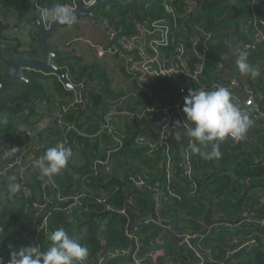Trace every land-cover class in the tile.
<instances>
[{
	"label": "trees",
	"instance_id": "1",
	"mask_svg": "<svg viewBox=\"0 0 264 264\" xmlns=\"http://www.w3.org/2000/svg\"><path fill=\"white\" fill-rule=\"evenodd\" d=\"M72 1L74 2V0H36V6L46 13L47 9L53 8L58 3L68 5ZM1 3L7 9L4 20H7L9 12H14L20 22L30 23L27 18L29 12L27 0H0ZM163 4L162 0H154L143 5L136 3L123 5L118 1H111L107 7L98 10L100 20L110 29L117 31V38L132 37L139 32L140 26L163 22L172 32V38L171 36L170 38L173 47L182 46L185 50L187 66L182 69L179 84L177 85L166 75L146 79L144 90L138 94L134 106L127 108L128 111L136 114L150 107L169 106L182 98L181 91L188 95L190 90L197 91L203 85L213 87L219 82L226 85L231 79L238 78L242 84H249L254 89L256 95L260 97L258 108L264 112V78L259 86L256 81L257 75L253 78L250 73H241L237 62H233L231 67H221L230 52L226 40L233 38L236 26L238 27L236 39L239 46L251 43L240 36V33L245 30L238 13L233 10L229 0H170L169 9L172 13H169L168 8ZM45 13L43 22L48 26L53 20L48 19ZM171 15L177 22L174 28L168 20ZM2 24L3 22L0 21V26ZM196 25H199L197 34ZM33 28L35 32L31 35L30 51L26 54L28 59H36L39 52L37 29L34 24ZM1 30L2 28H0V83H5L10 79L11 66L2 50L3 45H9L4 40L6 37L3 36ZM179 39L182 40L180 44ZM195 41H197L196 44H194ZM11 51L16 57L22 56L17 47L11 46ZM200 55L203 59H200ZM253 56L254 60L264 58V44L258 45ZM248 63L250 64L249 59ZM57 64L60 68L67 70L68 78L74 86L82 88L80 94L86 99L85 109L80 105H72L76 97L75 92L65 89L55 76H45L29 71L24 74L26 82L21 83L15 93L0 98V147L4 145V139L12 140L9 133L14 129L13 120L20 115L23 119L26 117L24 122L34 119L31 124L32 136L26 138L32 141L38 139L43 145L45 144L43 150L46 151L49 148L47 145L55 147L57 143L64 142L66 138L62 129L53 130L50 127L45 132H39L36 126L42 116L34 117L36 110H39L38 102L45 104L46 114L44 116H48L54 123H56L55 115L58 107H64L65 110L60 111L58 119L64 124H71L76 129L75 132L67 135L68 144L64 146L70 148L73 155L67 167L60 174L52 176L54 188L48 189L47 193L51 200L54 193H59L63 197L80 195L81 204L74 213L68 216L59 208H54L52 201H48V207L45 208V213L50 214L48 234L43 237L36 234L34 222L36 220L39 222L40 215L32 209V206L45 205L43 198L46 197L47 177L40 179L39 170L29 169L25 185L29 192L26 193L23 186L21 191L12 197L9 196L8 191L10 181L0 180V218L4 227L3 234H0V264H8L11 252L18 251L21 247L39 245L41 250H47L51 244L49 236L58 228H63L70 236L79 238L82 246L87 248L88 256L85 263H92L104 246L110 251L120 247L128 248L129 242L117 232L122 221L113 213H107L102 204L95 203L96 193L100 196L108 194L103 200L117 209L124 206L126 193L123 189H132L128 179L130 174L140 175L148 187H154L158 182L162 183V153H155L152 158H149L144 155L145 149H137L134 146L129 148L122 157L115 159L118 166L115 176L107 181H103L99 178L100 176L96 179L91 176V164L101 159L103 150L105 151L110 142L106 134H99L105 101L119 97L116 98L107 74L99 67L83 65L80 59L73 56L61 57ZM197 67L201 68L199 72ZM230 70L232 75L229 76L230 80L227 82L224 76ZM246 75L248 79L245 82ZM139 77L142 78V75L139 74ZM51 78L57 96L61 98L56 97L55 99L47 93L44 81ZM239 94L243 99L246 98L243 92L240 91ZM62 101L65 102L64 106L59 104ZM183 106L184 104L182 108ZM7 117L10 120L5 123L4 118ZM113 117L118 119L119 115H113ZM141 126L136 120L128 121L126 136L141 132ZM24 134L22 130L17 136ZM90 136H95V138H88ZM174 138V164L179 169L182 163L181 149L185 145L183 133L175 134L173 142ZM263 139L264 136L256 134L248 141L245 139L234 141L231 138H226L222 142L216 141L222 154L220 158L204 159L199 154H191L189 165L198 188H194L196 192L192 197H185L183 203L173 206V212L177 218L173 220L175 233L200 232L206 227V221L241 219L246 206H249L252 211L259 209V215L264 214V192L262 191V194L253 193V186L249 184L251 182L257 184V178L264 177V165H256L252 159L244 156L246 146H252L253 152L262 155L264 152ZM77 144L85 147L89 152L77 150ZM209 148L206 151H211ZM80 157L84 160V165L78 164ZM240 181H246L249 185ZM16 182L21 184L17 179ZM175 183L180 187L184 196L192 190L184 185V180L180 175L176 176ZM116 188H120L121 191H116ZM261 188L264 190L262 186ZM137 193L140 196L137 198V206L133 208V211L135 214L142 213L145 218H148L152 213L153 196L148 190L139 189ZM165 215L168 216L167 213ZM165 215L162 211L163 221L166 220ZM180 217H185V219L178 220ZM256 226L252 224L251 228L264 235V228ZM224 231L216 230L215 238L219 241L209 243L212 246L210 248L218 256L223 254V248L219 242L226 240ZM249 234L250 229L242 228L237 236L240 240H244ZM162 235H164V229L160 224L147 225L141 229L140 240L144 248L155 251L156 239ZM174 243L173 238H166L164 246L166 256L158 260H153L151 256H148L146 264H167L170 260H173L174 264H194L191 252L179 250ZM10 245L12 247H9ZM240 245L234 247L237 248ZM144 253L142 251V254ZM244 258L240 264H264V246H254L244 255ZM110 264L130 263L128 260H119Z\"/></svg>",
	"mask_w": 264,
	"mask_h": 264
},
{
	"label": "built area",
	"instance_id": "2",
	"mask_svg": "<svg viewBox=\"0 0 264 264\" xmlns=\"http://www.w3.org/2000/svg\"><path fill=\"white\" fill-rule=\"evenodd\" d=\"M14 1V0H11ZM169 2L164 3L163 6L168 8V12L172 13L169 9ZM262 0H249L250 17L243 23V28H251L255 31V38L249 44L240 46L237 51L234 52V57H238L240 51H245L248 54H253L258 45L264 44V16L260 12V5ZM0 4V21L6 16L7 9ZM73 11L76 9L75 2L73 5H67ZM41 13H44L42 8L37 7ZM163 24V25H162ZM241 28V26H240ZM167 33V37L170 33V28L166 26L163 22H154L150 26H140L139 32L129 39H132L135 44L141 43L145 44V38L148 39L153 35V33ZM124 38V37H123ZM197 39V38H196ZM162 40V39H161ZM161 40L152 38L149 39L148 48L141 50L140 59L134 55L133 47L128 46L124 50L114 47L109 52L111 54H116L122 57L125 62L130 65V69L137 75L138 83L146 82V77L139 73L140 68L143 66L142 61H148L151 65H161V71L158 76H171V79L178 85L180 81V75L182 74V69L187 66V59L185 56V50L182 46L175 48V54L171 59V62L165 64L162 57V43ZM195 41L194 44H196ZM226 45L230 52L233 51L234 41L233 38L226 40ZM99 49V48H98ZM239 50V51H238ZM101 53H107L103 49H100ZM200 59L203 56L200 55ZM200 71V70H199ZM198 71V72H199ZM142 75V78L139 77ZM195 78V77H194ZM69 79V78H68ZM229 92L232 94L233 102L237 104L241 110L247 112L249 117L255 122L253 132L259 136H264V112L258 108L259 97L254 92V89L249 84H242L238 78L231 79L226 85ZM219 85L215 84L213 87L201 86L199 90H215ZM243 92L246 98L243 99L239 92ZM181 91L182 98L176 103H173L165 107H150L144 111L132 114L127 109L122 110L119 113V117L123 120H136L141 123H152L153 126H157L154 129L142 128L141 132L136 135H127L125 132L120 131L117 125L116 119L113 117L114 114L107 113L103 115L102 122L100 125V132L106 134L110 138L108 147L104 151L103 158L94 161L91 164V176L96 179L101 178L103 181L109 180L111 177L115 176L118 170L116 161L113 158L114 155L119 153L126 144L132 143L137 149H145L144 155L152 158L155 153H163V159L161 160V170L163 171L162 183L159 182L154 187H148L146 182L140 175H129V181L131 182L132 189H123L125 194L124 206L114 208L109 203L105 202L103 199L106 194L100 196L96 193L95 203L102 204L107 213H113L118 216V219L122 221L121 226L117 230L118 234H121L128 242V248H117L114 251L108 250L105 246L97 253L92 263L84 264H110L117 262L119 260H128L130 264H146L148 256H151L153 260H158L166 256L164 246L166 238H173L174 245L179 250L190 251L194 258V264H240L243 262L242 257L239 258L243 250L249 252L254 246L259 247L264 246V235L252 229V224H256V227L264 228V214L259 215V209L252 211L249 206L244 208V217L237 220H220L216 219L212 222H207L206 227L200 232L194 233H175L174 232V222L177 218L173 212V206L176 204L183 203L186 198L192 197L198 188V184L195 182V177L193 176L192 169L189 165L190 156L193 153L191 150V144L194 143L192 138L188 137L187 129L190 126L189 122L186 121V115L182 111V105L184 104V98L187 94ZM76 105L85 106L86 99L82 96H78L75 100ZM61 110H65L63 107ZM160 124V125H159ZM56 127L62 129L64 132V137L66 138L64 142H59L57 145H67L68 144V134L70 132H75L76 129L70 124H64L60 119H57ZM178 132L183 133L184 147L181 149V153L184 152L185 156L182 158V163L179 165V169L176 168L174 164V154H173V137ZM31 131L26 129L25 135L31 138ZM98 134V135H99ZM253 135V134H252ZM251 135V136H252ZM250 136L248 140L252 139ZM180 136V135H179ZM34 138V137H33ZM90 139L95 138V136L88 137ZM247 140V141H248ZM264 140V139H263ZM47 147H51L47 145ZM16 148L17 152L9 159H0V180L9 181L10 176H15L22 184V187L26 185L27 171L29 169L39 170L37 167L38 161L45 154V144L43 145L38 139L28 140V144H17L11 146L4 144L0 147V155L7 150ZM77 150L79 148L77 147ZM33 155L30 156V153ZM245 158H250L256 165H264V152L262 155H257L253 152L252 146H246L244 151ZM184 180V185L188 189H192L185 196L180 190V187L175 183L176 176ZM242 182V181H240ZM257 184L251 182V186L255 188H264V177L257 178ZM82 183V180H81ZM242 183H247L246 181ZM248 184V185H249ZM54 188L52 177H47L45 184L46 197L43 198L45 205L36 204L32 206V209L40 215V220L34 222L36 228V234L45 237L48 234V223L50 219V214L45 213L47 202L52 201L54 208H59L64 214L70 216L74 211L80 206V195H74L70 197H63L59 193H54L52 200L49 198L47 193L48 189ZM148 190L153 196V207L151 216L145 218L142 213L135 214L133 208L137 206V198L140 196L137 191ZM262 189V188H261ZM116 191L120 192V188H116ZM25 192L28 193V189L25 188ZM108 196V194H107ZM162 211L168 214L165 215L166 220L163 221L161 218ZM188 218V217H187ZM185 217H180L178 220H184ZM161 225L164 229V235L156 239V250L150 251V249L144 248L140 240V234L142 227L147 225ZM250 229V234L244 239L240 240L237 236L238 232L242 229ZM216 230H225L224 235H226V240H220L219 244L223 248V254L218 256L210 248V242H218L219 239L215 238ZM4 227L2 224V219L0 218V234H3ZM216 239V240H215ZM38 240V237H36ZM213 240V241H212ZM243 241V242H242ZM242 244V245H240ZM213 245V244H212ZM235 245H240L235 248ZM142 251L145 253L142 254ZM167 264H174L173 260L167 262Z\"/></svg>",
	"mask_w": 264,
	"mask_h": 264
},
{
	"label": "crops",
	"instance_id": "3",
	"mask_svg": "<svg viewBox=\"0 0 264 264\" xmlns=\"http://www.w3.org/2000/svg\"><path fill=\"white\" fill-rule=\"evenodd\" d=\"M86 3H89L92 0H84ZM163 3H167L168 0H162ZM75 2V0H74ZM69 2L68 5H73L74 3ZM230 5L232 6L233 10L238 13L239 19L243 25L244 22L250 17V8H249V0H229ZM260 12L264 16V0H262L261 5H260ZM28 18V17H27ZM2 19V28L1 33L3 34L4 37H6L4 40H6L8 45L14 46V48H18L19 52L22 54L23 57L28 58L26 54L30 51L29 50V44L31 42V35L35 32V29L33 28V24L35 23L33 21H30V23L27 22H20L18 17L14 14V12H9L7 16V20ZM169 23L171 24L172 28H174L175 25H177L176 19L171 15L169 16ZM102 22V21H101ZM176 22V23H175ZM105 23L102 22L101 25H98L97 23L93 22L89 18H83L78 21L77 25H70L63 27L59 29L51 40H49V47L53 52H61L63 53V57L66 56H73L78 59H80L83 63V65L86 66H97L101 71L105 72L107 74V78L111 83V87L116 95V98L119 97L118 99H112V100H107L105 101L104 104V114L106 113H111L114 115H119V113L122 110H125L127 108H132L135 104L136 98L138 97V94L141 92V90H144V84L143 83H138L137 81V75L130 69V65L125 62V60L116 55V54H111L109 51L111 49H114V47L119 48L120 50H124L126 47L131 46L133 47L134 50V55L137 57V60L140 59V54L141 50H145L148 48L149 45V39L156 38V39H162V57L163 60L165 61V64L171 62L172 57L175 54V48L173 47V42L171 43V38H172V32L170 30V33L167 37V33H153V35L148 39L147 37L145 38V44L146 45H141V43H136L132 40L129 39L131 37H125V38H117V31L110 29V31L114 32L115 35L111 37L110 32L106 31L103 27ZM36 27V26H35ZM37 29V28H36ZM196 29V34L198 33L199 30V25L195 26ZM238 27L236 26V31L233 33V41L234 43H237V47L239 49V44L236 39ZM245 31H242L240 33V36L247 40V41H252L255 38V31L252 30L251 28H246L244 27ZM171 36V38H170ZM198 39V38H197ZM178 43H182V40L179 39ZM99 48V49H98ZM100 49H103L107 53H101ZM239 51V50H238ZM231 53V52H229ZM248 59L250 61V66L252 68L258 67L262 71V74L258 76L257 74V83L260 86L261 83L263 82L264 78V58L254 60L253 54H249ZM42 57V52L39 50L38 56L36 59H39ZM30 59V58H29ZM238 57H234V59L229 62L223 63V67H231L233 62H237ZM143 66L140 68L139 73L143 74L147 79H153L155 77H158V74L161 71L162 66L161 65H151L148 63V61H142ZM222 67V66H221ZM197 70H201V68L197 67ZM25 73L23 72V75ZM232 75V71H227L225 74V79H228L229 76ZM248 79V75L244 77V81L246 82ZM147 82V81H146ZM45 84V89L47 93L54 97L61 98L60 96H57V92L53 86V79H47L44 81ZM223 85V84H222ZM134 93V99L131 98L130 94ZM81 95V94H80ZM126 96V100H125ZM259 97V96H258ZM78 98H74L75 100ZM260 98V97H259ZM60 105H65V102L62 101L59 103ZM38 108L39 110H36L34 117L37 116H42V119L38 122L36 128L38 129L39 132H45L50 127L54 130L57 124V119L59 118V113L61 111V106L58 107V112H56V119L55 122H53L52 119H50L48 116H44L46 114V108L45 104L42 102H38ZM76 105L75 101L74 104ZM86 105V104H85ZM64 108V107H63ZM65 109V108H64ZM83 109H85V106H83ZM128 110V109H127ZM141 112V111H140ZM27 113V112H25ZM26 117L20 115L17 119L15 118L13 120L14 123V129L10 131L9 134H11V139H4V144H8L11 146H15L17 144H28L27 138L25 134L22 136H17L18 133L22 130L24 132L26 129H29L32 132V122H34V119H30L29 122H24ZM96 117H94L95 119ZM1 120V118H0ZM5 121L10 120L8 117L4 118ZM128 121L130 120H123L120 117L116 119L117 125L119 126L120 131L127 133L126 130L128 128L126 127L128 124ZM253 121V120H251ZM138 124H141L142 128H149V129H154L157 126H153L154 124L148 122L142 124L141 122L137 121ZM71 125V124H70ZM251 126V125H250ZM253 130H254V126ZM253 135L255 133L253 132ZM252 135V136H253ZM179 136V135H178ZM251 136V137H252ZM27 137V138H26ZM22 140V141H18ZM175 144V138L174 142ZM75 146V145H74ZM76 147L79 148V150L86 151L87 153L89 152L85 147H82L80 144H77ZM132 147V143H127L126 146L116 155L113 156L114 159L120 158L126 153V151ZM211 150V147L209 148ZM183 153V152H182ZM181 153V155H182ZM33 155V152L30 153V156ZM162 155H164L162 153ZM101 158L104 156V150L101 154ZM77 157V155H76ZM79 165H84L85 162L81 157L78 160ZM79 179V177H77ZM253 193L257 194H262L264 192L263 189L261 188H255L253 186L252 188ZM263 191V192H262ZM244 211H243V217H244ZM242 217V218H243ZM241 218V219H242ZM235 220V219H234ZM208 221H206L207 223ZM247 253V250H243L239 256L244 259V255Z\"/></svg>",
	"mask_w": 264,
	"mask_h": 264
},
{
	"label": "clouds",
	"instance_id": "4",
	"mask_svg": "<svg viewBox=\"0 0 264 264\" xmlns=\"http://www.w3.org/2000/svg\"><path fill=\"white\" fill-rule=\"evenodd\" d=\"M45 14L48 19L67 25L76 20L73 10L60 3L47 9ZM237 66L241 73H250L253 78L257 75L248 63V53L245 51L239 52ZM182 111L190 124L187 135L194 141L190 145L191 150L204 159L220 158V147L215 142H222L226 138L240 141L244 139L251 125L247 112L233 102L232 94L224 86L209 91L190 90L184 98ZM209 146L211 151H206ZM16 152V148L7 150L0 155V159H9ZM72 155L71 149L63 145L48 148L37 164L40 179L60 174L67 167ZM8 179L9 196L12 197L21 191L22 186L16 182L15 176ZM49 239L51 244L47 250H41L39 245H30L12 251L8 264H84L88 250L82 246L79 238L70 236L63 228H58L50 234Z\"/></svg>",
	"mask_w": 264,
	"mask_h": 264
},
{
	"label": "water",
	"instance_id": "5",
	"mask_svg": "<svg viewBox=\"0 0 264 264\" xmlns=\"http://www.w3.org/2000/svg\"><path fill=\"white\" fill-rule=\"evenodd\" d=\"M27 1L29 2V12L27 17L30 21L35 23L37 28L38 47L42 52V57L40 59H28L23 56L16 57L12 54L10 46L3 45L2 50H4L6 58L11 66V75L7 82L0 83V98L4 95L15 93L19 85L26 82L23 72L27 73L29 71L38 72L45 76H55L58 79V82L61 83L65 89L73 91L77 96H80L82 88L79 86H74L68 79L67 70L60 68L57 64L58 59L63 57L64 54L61 52H53L49 47V40L54 38L57 31L70 25L57 21H53L49 26L45 25L43 22V16L45 12L41 13V11L37 9L36 0ZM111 1H118L123 5H128L131 3L143 5L154 0H92L89 3H86L84 0H75L76 9L73 12L75 13L76 20L71 25H77L78 21L83 18H89L98 25H101L102 22L98 15V10L107 7ZM103 27L106 31L110 32L111 37L115 35L114 32L110 31V28L106 24H104ZM237 49V43L235 42L233 51L226 56L225 62H231L234 59V52L237 51ZM248 56L250 55L248 54ZM221 66L223 65L221 64ZM254 69L258 76L262 74L260 68L255 67ZM168 78L171 79V76ZM218 85L222 86V83L219 82ZM254 124L255 122L251 121V126L244 137L245 140H248V138L253 134L252 125ZM184 156L185 154L183 152L182 158H184ZM105 197H107V194Z\"/></svg>",
	"mask_w": 264,
	"mask_h": 264
},
{
	"label": "rangeland",
	"instance_id": "6",
	"mask_svg": "<svg viewBox=\"0 0 264 264\" xmlns=\"http://www.w3.org/2000/svg\"><path fill=\"white\" fill-rule=\"evenodd\" d=\"M130 96H131L132 99H134V93H131ZM125 100H126V96H125Z\"/></svg>",
	"mask_w": 264,
	"mask_h": 264
}]
</instances>
